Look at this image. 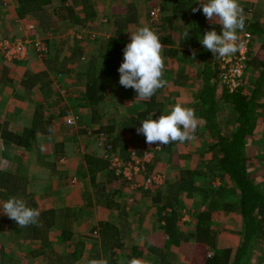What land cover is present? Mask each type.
I'll list each match as a JSON object with an SVG mask.
<instances>
[{
  "label": "crops",
  "instance_id": "obj_1",
  "mask_svg": "<svg viewBox=\"0 0 264 264\" xmlns=\"http://www.w3.org/2000/svg\"><path fill=\"white\" fill-rule=\"evenodd\" d=\"M119 1L123 0H115V2ZM168 1L173 6L178 0ZM89 2L91 6L90 9L96 15L88 19L83 11L84 8L81 0H47L41 5V7H35L24 15H21L18 12V9L22 5L20 0H0V39L8 38L10 40H17L25 35H29L33 38L35 34H39L45 40L48 47V51L44 55L38 54L34 49H32L30 56L21 60H7L0 52V158H2L0 171L7 172L12 175L16 174L18 177L25 179L26 184L24 183L21 187L26 188L25 194H29L35 199L36 209H39V211L45 209H56L58 211V226L53 228L51 236L52 233L58 231L59 235L61 226L66 223L69 218H72V220L76 218L75 210H77L78 214L81 208H88L89 205L95 206V204H93L95 201V193L92 192L91 188L99 183L97 180H94L97 172L94 173L93 176L90 175L92 179L88 185L87 182L74 184L69 182V179L73 175H76V170L84 171L85 169H88V167H82L86 163L84 161L89 162V168L94 170V165L101 159V152H98L97 154L93 152L89 153L92 149L91 147L94 149L96 145L95 135L99 133L100 130L108 132L113 143L114 137L104 127V124H107L105 121L108 119L105 113L107 106L111 104L115 111L120 113L122 116V118L119 117L118 119L122 120L125 117L137 116L141 113H145L148 109L147 103L151 101L150 99L141 100L133 97L123 102H119L116 97V88L114 84L104 80L101 77V72L98 71L96 73V77L99 78L98 82L100 86H102L101 93L103 94V97L97 107L91 106L88 102L86 97L88 88V78L85 74L87 72L86 65L92 57V54L89 53H94L95 50H97L96 47L93 51H91L94 46L91 48L87 46L90 41L88 32L93 30L91 27L99 30L106 28L108 18L111 19L114 14L111 12L107 15L106 12L103 13L100 10V7H106L110 3V0H89ZM130 5L135 7L139 22H142L140 7L136 3H131V0H128V2H126L125 13L122 14V16H116L117 19L114 18L116 20L111 21L112 25L109 27V34L104 32L106 38L115 32L116 21L126 19L128 13L127 11L130 8ZM115 7L116 6L110 7V9ZM18 20L21 21L22 26H25L26 23L33 22L35 24V29L32 31H25V29L21 30ZM105 20L107 21L105 22ZM208 23L210 22L208 21ZM210 24L218 27L219 33L221 32L222 29L219 24ZM176 28L170 25L168 35H170V37L178 43L180 32ZM51 30L54 31L53 36H49V32ZM98 35L101 36L99 33ZM13 36L17 38L14 39L12 38ZM256 38L257 41L255 42V40H252L251 43V46H253L254 42L255 45H257L254 55L258 58H263L264 49L262 48V43L264 41V34L259 33V36H256ZM190 55L191 54H185L182 48L174 51V53L173 51L164 50L163 48L162 57L165 64L163 79H165L167 83L163 88L158 89L153 95V107L151 112H149H154L153 119H156L165 107H171L176 102H180L186 107L193 108L196 114V101L201 89L203 65L200 60H193ZM98 58L100 57L98 56ZM85 60L86 62H84ZM78 65L81 66L82 71L80 72L82 73H77ZM99 67L100 62L98 60L95 63V68ZM247 71L248 68L246 70V74ZM75 72L77 74L76 78L73 76ZM223 90L224 88L220 84L219 76V83L217 84L218 98L223 93ZM48 97H52L55 101L47 99ZM63 110H67V112L63 114ZM149 113L145 115L143 119L147 118ZM67 116H74L77 119L78 124L75 126H69L65 120ZM197 118L198 126L193 134V139L198 137V135H196L197 130L200 131L198 133L201 134V138L205 139V134L201 130V119L198 116ZM39 120H42L44 125L41 126V128H38L35 134V140L32 142L31 147L18 146L12 142L4 140V137L2 136L4 129L20 134L24 131V129L32 128L35 122ZM261 121H264V115H261L256 121H253V124L250 127L249 139L251 144L254 139H256L255 143L259 142L264 146V143L262 142V140H264V125L262 128L260 127ZM50 126L53 129L51 132H49ZM88 134H90L93 138V143L91 144L92 146L86 144L84 141V137H87ZM124 137L125 135L121 138ZM127 138H129V136H127ZM193 139L187 141L193 143L195 142ZM79 142H83L80 143L82 150L84 149L83 157L79 155L78 149L76 148V144ZM168 147L171 148V145H163L164 150H161L156 154V158L150 167L154 168V166H157L156 164L158 163L159 154L162 152L166 154ZM186 148L189 150L178 151L179 155H177L179 157L175 156V151L171 153V155H174L171 156V160L176 157L173 161L181 162L180 165L182 168H180V170L186 167L190 169L201 167L207 170L209 169V164L211 162L215 163L221 154L219 150L206 151V149H204L201 152H196L189 146L188 143ZM54 152L55 155H52ZM199 154L200 160L197 159ZM168 155H170V153H168ZM62 157L65 158L64 162L60 160ZM46 160L47 162L43 165V162ZM183 162L185 166H183ZM42 165L49 168L45 171V175L44 171L40 170ZM52 168L55 169V171L52 170ZM107 170H109L108 167ZM42 175L48 178L50 182L54 183V187L49 188L51 189L50 192H46V190L40 188V179ZM61 175L62 177L60 178ZM63 178L67 183L62 180ZM103 186L105 185L102 184V187ZM13 188L14 186L10 189V192L12 193L14 192ZM159 188L162 189L164 186H155L149 190L136 191L138 194H141L142 200L140 205V199L138 197V199L135 198V201L138 202L136 212L139 217H143V214H146V216L149 214L148 212L151 211V208H148L146 201L149 200L151 203H156L154 197ZM104 189H106V193L111 191V189L106 186ZM7 192L9 191H0V198L4 201L8 199L6 198ZM91 198L93 203L91 202ZM185 198L188 197L186 196ZM1 199L0 206H2L3 203ZM112 199L113 197L111 196L109 203H103L106 211H104L103 214L100 213V217L95 223L96 227H99V225L105 221H110L118 227L124 228L125 225L128 229H130V232L127 230L124 232L127 244L130 239L135 241V236L140 234L138 233L139 231H137L136 235H133V228L142 226L143 229L146 224H140V219H131L130 212L132 209L129 208V206L126 207L125 213L120 214L121 217H118V214L114 213V210L117 208L111 209V206L115 204L114 202H111ZM189 199L195 200L198 208L201 207L198 199ZM165 200L166 194L163 193V201ZM228 200L233 202L232 204L235 203L229 196ZM116 206L119 205L116 204ZM113 207L115 206L113 205ZM141 207L142 209H140ZM64 211L71 212V214H69L70 216L68 215L69 217L65 218V220L63 217ZM234 211L237 212V210ZM234 211L226 213V215L222 218H232ZM238 217L240 218V212L237 214V218ZM157 218L158 225L154 227V230H148V237L146 238L147 243L144 244L143 242H136V244L143 250L138 259L146 262V264H161L160 256L149 249L152 246L160 248L164 244L163 230L160 229L159 211ZM10 221V218L4 214L2 210H0V227L2 229L6 228L5 230L8 234L14 233L16 230L21 231V228L11 226L9 224ZM161 223H163V220ZM213 226L217 229L214 224ZM195 228L196 226L189 231H195ZM71 229L73 230L75 237L76 230L75 228L73 229L72 226ZM182 229L187 231L185 228ZM78 231L81 232L80 228H78ZM227 234V230L223 229L219 238L220 247H231L233 245L237 246L240 243L241 237L238 242H233L231 238L226 239ZM262 234L264 235V233H261L260 235ZM260 235L256 239L255 246L260 240ZM57 238V236L55 239L51 237L53 241H56ZM78 240L84 242L82 238ZM27 241L31 242L30 246L22 247L25 250L27 249L25 252H28L26 254V260L29 261L30 258H32L36 260L38 264H44L41 261L43 260L45 261V264H47L48 259L44 256L38 255L33 257L29 254V251L37 246L38 240L27 239ZM0 247L1 253L3 248H7L6 242L3 241L0 244ZM85 248V250L89 248L87 244ZM112 250L116 254L121 253V251L116 248ZM196 250L202 257L205 250L193 240L189 242L183 241L179 245H173L168 249V263L193 264L192 257ZM255 251L256 248L254 247V253H256ZM5 252L12 253L11 251H8V249H5ZM92 255L93 252L91 249L90 254H87V251H84L82 258L74 264H87ZM15 256L18 257L17 255ZM121 261L124 262V259L121 258ZM20 262L21 264H24L21 260Z\"/></svg>",
  "mask_w": 264,
  "mask_h": 264
},
{
  "label": "trees",
  "instance_id": "obj_2",
  "mask_svg": "<svg viewBox=\"0 0 264 264\" xmlns=\"http://www.w3.org/2000/svg\"><path fill=\"white\" fill-rule=\"evenodd\" d=\"M46 1L20 0L22 5L18 12L24 15L35 7H41ZM81 1L86 18L89 19L95 16L96 14L90 9L89 0ZM193 7H198L196 0H178L173 6L167 7L168 13L159 24H155L156 33L164 50H170L174 53V51L179 50L180 46L185 54H190L195 50V58L202 60V80L196 101V116L201 119V130L205 134L207 142L206 151L219 150L221 154L215 163L211 162L209 164V169L205 170L201 167L183 168L176 180L157 190L154 199L159 204V222L160 229L163 230L164 244L160 248L152 246L149 249L160 256L161 264H169L168 249L173 245H179L183 241L193 240L205 250L202 257L197 250L194 252L193 264H252L256 239L261 233H264V189L262 184H258L248 172L251 159L248 151V140L253 121H256L264 113V56L263 58L255 56L251 51L252 46H250L248 69L257 73L254 85L248 91L243 87L233 93L223 90L218 98L219 63L214 54L205 49L198 39L203 36L205 31L212 28L216 29V26L208 23L202 8L194 13L192 11ZM127 12L126 19L116 21L115 32L105 38L98 47L99 57L101 58L100 67L95 68L97 59L95 56H92L88 64L85 73L88 78L86 97L93 107H97L103 97L101 93L102 86L98 82L99 78L96 77L98 71L101 72V77L104 80L114 84L119 102L137 96L132 88H125L119 83L118 68L123 60V48L128 43V32L140 23L135 7L130 5ZM170 25L177 27L180 32L178 43L168 35ZM186 28L190 29V35L184 39L183 33ZM244 29L252 34L257 31L264 34V25L260 24L258 20L245 18ZM262 48L264 49V41ZM47 99H52V97ZM153 99L152 96L151 101L147 103L148 112L125 118L127 124L133 125L131 128L137 127L144 116L151 112ZM52 100L55 101V99ZM221 109L225 110L229 126L235 127V131L226 133L221 128L219 114ZM66 112L67 110H63L62 113ZM43 125L42 120L36 121L32 128L24 129L20 134L4 129L2 136L5 141L18 146L31 147L38 128ZM105 129L110 134L116 132V126L114 125ZM113 137L114 146L120 148L122 154L127 157L129 153L128 146L122 143L124 141L128 142L127 137L121 138V141L118 137ZM168 149L171 148L168 147ZM101 159L97 161L94 167L92 166L93 169L106 170L107 173L115 176L107 170L108 162ZM218 178H228L232 181L238 194L237 204H232L233 202L228 200L229 188L224 183L218 185L214 183ZM24 183L26 184L24 178L0 171V191L8 190L10 192L11 187L14 186L13 193L7 192V195L5 193L6 198L11 196L22 198L28 206L36 209L35 199L31 195L25 194L26 188L21 187ZM164 192H166L165 201H163ZM181 196L200 201L199 205L201 207L197 208L195 213L192 211L190 215L192 216L190 222L196 226L195 231H184L182 229L183 222L181 218L185 203ZM236 209L240 212L242 223L241 241L235 248L220 247L219 233L213 228L212 222L221 219L226 213ZM37 210L39 211V209ZM164 210L168 212L162 216ZM39 212V226L29 225L21 228L12 219L9 222L11 226L21 228L24 238L38 240L37 246L31 249L29 254L33 257L44 256L48 259L47 264H74L80 260L86 249V242L74 237L70 223L67 224L66 222L61 226L57 240L53 241L51 231L58 226V211L56 209H45ZM66 213L63 215L64 219L68 218L69 214ZM162 220L163 223H161ZM122 228L110 221L102 222L99 225L98 240L93 242L90 248L93 252L90 259H107L109 264H128V261L133 257H140L143 250L136 243L127 244L124 232L129 231V229L125 225ZM56 245H61L64 251L58 252ZM114 248L120 250L121 253L116 254L112 250ZM121 258L124 259V262L121 261ZM20 260V258H15L12 253L5 251L0 253V264H21Z\"/></svg>",
  "mask_w": 264,
  "mask_h": 264
},
{
  "label": "rangeland",
  "instance_id": "obj_3",
  "mask_svg": "<svg viewBox=\"0 0 264 264\" xmlns=\"http://www.w3.org/2000/svg\"><path fill=\"white\" fill-rule=\"evenodd\" d=\"M239 1H240L241 7L244 10L245 18L250 19V20L251 19L258 20L260 22V24L264 25V0H239ZM126 2H128V0H123V1H119V2H115V0H110V3L106 6L108 8L104 7V8H106V9H104V8L100 7V10L103 13L106 12L108 15L109 13L113 12L114 14H113L111 19L108 18V23H107L106 28L99 30L97 28L91 27V29H93V30L88 32L89 33L88 37L90 38V41L88 42L87 46H89V48L94 46L91 51H93L94 48L97 47V50H95L94 53H89V54H92L91 56L97 55V56H95L97 58L96 61L99 60L100 64H101V58H98V56H99L98 47H99L100 43L106 38V35L104 32L109 34V32H110L109 27L112 25L111 21L116 20L117 19L116 16H122V14L125 13ZM131 3H133V4L136 3L140 7V16L142 19V22L136 24L134 26V28H132L131 31H134L136 28L141 27V26H145V25L150 26L152 29L157 31L156 25L161 22L163 16H165V13L166 14L168 13L166 8L172 6L168 0H131ZM113 6H116V7L113 9H110V7H113ZM155 7L160 8V17L158 20H153L151 17V13H150L151 10ZM111 10H113V11H111ZM114 18H116V19H114ZM106 21L107 20H105V22ZM215 30L219 33L218 27H216ZM243 31H246V30L244 29ZM243 31H238V34L242 33ZM98 33L101 36H99ZM259 33H262V32L257 31L256 33L253 34V41L254 40H255V42L257 41L256 36H259ZM49 34H50L49 36H51V35L53 36L54 31L51 30L49 32ZM12 38L15 39L17 37L13 36ZM128 42H129V39H128ZM255 42H254L253 46L251 47L253 53L255 52V49L257 47V45H255ZM179 48L181 49L180 46H179ZM190 54H191L190 56H192V53H190ZM87 58H88V56H87ZM87 58H86V60H87ZM90 59H92V57ZM195 59H197V58H195ZM86 60L84 62H86ZM90 61H88V64L90 63ZM200 62L203 65L202 60H200ZM88 64L86 65V67H88ZM77 69H78L77 73L78 72L82 73V72H80V71H82V68L80 65H78ZM73 76L76 78V76H77L76 72L73 74ZM200 76H199V78H200ZM255 80H256V72L251 70V69H248L247 74L244 76L243 88L246 91H248L254 85ZM105 113H106V116L108 119H107V121H105V123L107 122V124H104V127L107 128L108 126H111V125L116 126V132L112 133L113 134L112 136H115L118 138L120 137L119 138L120 141H121V137H123V135H125L126 137L129 136V138H127L128 142L127 141L122 142L123 144H127L128 150L131 148L143 149L149 145L146 143L145 136L143 134L137 133L136 127L131 128L133 125L127 124V121H125L126 117L123 118L122 120L118 119L119 117L122 118V116L120 115V113L115 111V109L113 108V106H111V104H109L107 106ZM219 114H220L221 128L226 133H229V131H235V127L229 126V120L227 119V115H226L225 110L221 109L219 111ZM262 115H264V113ZM140 123H139V125H140ZM263 125H264V121H261L260 127L262 128ZM126 128H127V130H125ZM198 132H200V131L197 130V133ZM197 133H196V135H198V137L193 139L195 142L190 143L187 140L186 141L189 144V146L191 148H193L196 152H201L205 149L207 142H206V138L202 139L201 134H199V133L197 134ZM90 136L91 135L88 134L87 137H84V139H85L84 141L88 145H91L93 143V140H92L93 138H92V136L91 137ZM186 141H184V142H178L177 141V142H174L172 144H169V145H171V149H169V150L167 149L166 154H164L163 152L161 154H159L158 163L156 164L157 166H154V168L151 167V170H153V169L158 170L166 176V184L164 187H166L169 184V182H173L174 180H176L177 177L179 176V172L181 171L180 168H182V166L180 165L181 162L173 161L174 158H176V157H174L171 160V156H174V155H171V153L175 151L176 152L175 156H178L179 150H181V151L189 150L186 148L187 147ZM255 141H256V139H254L253 143L251 144L250 139L248 140V146H249L248 151H249V155L251 156L248 172L250 173L252 178L256 182H258V184H262V187L264 189V146L262 144H260L259 142L255 143ZM262 142L264 143V140H262ZM80 143H83V142H79L78 144H76V148L78 149L79 155L83 157L84 156V154H83L84 149L82 150ZM254 143H255V145H254ZM48 147H49V144H48ZM79 147H80V150H79ZM95 147H96V149H95ZM95 147H94V149H93V147H91L92 149L89 153L93 152V153L97 154L98 152L99 153L101 152V150L99 149V147L97 145H95ZM168 153H170V155H168ZM182 153H184V152H182ZM52 155H55V152L52 153ZM85 155H86V153H85ZM197 159L200 160V154L197 157ZM1 162H2V158H0V166L2 165ZM46 162H47V160L43 162V165H45ZM84 162H86L84 164V166H82V165L81 166L82 167H88V169H85L84 171L76 170V172H75L76 175H73V176H76L77 180L74 184H77L80 182H82V183L87 182V185H88L92 179L90 177V175L93 176V174L97 172L94 180H97L99 183H97L93 188H91L92 192L95 193V196H94L95 201L93 203L92 198H91V202L93 204H95V206L89 205L88 208L87 207L81 208L80 211L78 212V214H77V210H75L76 211V213H75L76 218L74 220H72V218H69L67 221V224L70 223V226H72L73 229L75 228V230H76L75 238H78V239L82 238V240H84V242H86V244L89 247L87 250H85V251H87V254H90V248H91V245L93 244V242L98 240L97 238L99 235V227L97 226L98 227L97 228L95 223H96V220L100 217V213L103 214V212L106 211L104 206H103V203H105V202L109 203L111 196L113 197L111 202L115 203V204H113L115 207H113V205H112L111 209L117 208L116 210H114V213L118 214V217H121L120 214L125 213L126 207L129 206V208L132 209V211L130 212L131 213L130 214L131 219H133V220L140 219V222H139L140 224L141 223L146 224L145 227H143V229H142V226H140L138 228H133L132 234L136 235V232L139 231L138 233L140 235H138L139 237L135 236V241L133 239H130L131 242L128 241L129 245L136 243V242H143L144 244H146L147 243L146 238L148 237L147 236L148 230L152 231V230H154V227L158 225V221H157L158 218L157 217H158V211H159V204L151 203L149 200L146 201V205L148 206L149 209L151 208V211L148 212L149 214L147 216H146V214H143L142 215L143 217H139V215L136 212L138 202L135 201V198L140 199V201L139 200L138 201L140 202V205H141V203H142L141 202L142 201L141 200V194H138L136 191H134V189H131L130 186H128V184H126L120 178H115V176L105 172L104 170H100V169L92 170L88 166V165H90V163L87 161H84ZM43 165L41 166L40 170L44 171V175H45L46 174L45 171L48 170L49 168H46V166H43ZM183 166H185L184 162H183ZM52 170L55 171V169H53V168H52ZM99 170H100V172H99ZM73 176L69 179V182H71V183H72ZM61 177H62V175L60 176V178ZM40 180H41L40 188H43V190H46V192H50L51 189H49V188L54 187V183L50 182L49 179L46 178L45 176L42 175ZM62 180L65 183H67L64 178ZM214 183H216V185H218L220 183H224L225 186L227 188H229L228 196L235 202V204H237L238 194L236 193V190L234 189V185H233L232 181H230L228 178H226V179L225 178H221V179L218 178L215 180ZM102 184H104L106 187L111 189V191L106 193V191H105L106 189H104L105 186L102 187ZM164 193H166V192H164ZM181 199L185 203L184 209L182 210V215H184V216H185V214L191 215L192 211H194V213L197 211L198 206H197V202L195 200L185 198L183 196L181 197ZM1 200L3 202H5L3 199H1ZM0 203H1V201H0ZM116 204L119 206H116ZM90 207H92V208H90ZM93 207H96V208H93ZM140 209H142V207ZM236 210H237V212L236 211L233 212L232 218H221V219H216L212 222V225L214 224L217 227V229H216L213 226V228L219 233V238H220V234L223 232V229L227 230V233H228L226 235V239L231 238V240H233V242H238L239 238L242 237V223H241V219L239 217L237 218V214L239 213V210L238 209H236ZM167 212H168L167 210H164L162 212V216H164L165 213H167ZM64 213H65V211H64ZM66 214H71V212H67ZM128 219H129V216H128ZM191 219H192V216L189 217V220H185L184 221L185 223H183L182 228H185V230H187V231H189L190 229H193V227L195 225L192 222H190ZM231 227H233V228H231ZM78 228H80L81 232L78 231ZM5 229H2L0 227V244L3 241L6 242L7 248H5V249L6 250L8 249V251H11L12 254H14L15 258H20L24 264H30V263L31 264H33V263L38 264V262L32 258H30V260H29L30 262L28 260H26V254L28 252H25L27 249L25 250L22 247H24V246L29 247L31 242L27 241V238L24 239V237L22 236V232L20 230H16L14 233L8 234ZM57 229H59V228H57ZM96 230L98 232L97 234L95 233ZM129 232H130V229H129ZM58 233H59V231L52 233L51 237L55 239L56 236H58ZM259 238H260V240L257 242V244L255 246V248H256L255 252L256 253H254V258H253L252 264H264V235L263 234L260 235ZM55 247H56V250L58 252L64 251V248L61 245H56ZM235 247H237V246L233 245L230 248H235ZM0 249H1V247H0ZM3 249H2V251H5V249L4 250ZM186 253H187V251H186ZM15 255H17L18 257H16ZM44 260H45V258H44ZM41 261H42V263L45 264V261H43V260H41Z\"/></svg>",
  "mask_w": 264,
  "mask_h": 264
},
{
  "label": "clouds",
  "instance_id": "obj_4",
  "mask_svg": "<svg viewBox=\"0 0 264 264\" xmlns=\"http://www.w3.org/2000/svg\"><path fill=\"white\" fill-rule=\"evenodd\" d=\"M198 7H193L195 13L202 12L210 23L219 24L221 32L215 28L204 32L199 41L202 46L210 50L215 57L234 55L242 47L239 43L238 31L245 28V15L239 0H196ZM128 42L123 48V60L118 68L119 83L125 88H132L137 96L135 99L148 100L158 89L163 88L167 81L163 79L165 67L162 57L163 45L154 29L150 26H141L130 31ZM190 35V29H185L184 39ZM196 51H192L191 58L195 60ZM154 112L141 120L136 131L143 134L146 143L157 146L169 145L174 142H184L193 139L198 126L195 110L176 102L171 107H165L162 113L153 119ZM71 123V121H69ZM53 131L49 127V132ZM0 210L21 228L29 225L39 226L40 212L27 205V202L16 196L9 197ZM87 264H109L107 259H89ZM128 264H146L133 257Z\"/></svg>",
  "mask_w": 264,
  "mask_h": 264
},
{
  "label": "built area",
  "instance_id": "obj_5",
  "mask_svg": "<svg viewBox=\"0 0 264 264\" xmlns=\"http://www.w3.org/2000/svg\"><path fill=\"white\" fill-rule=\"evenodd\" d=\"M150 13L153 20H158L160 8L155 7ZM18 22L21 30L32 31L35 29L33 22L26 23L25 26L21 25L20 20ZM238 35L240 37L239 43L242 44L239 51L227 57H216L220 69V84L229 93H233L244 86V76L248 68L249 51L253 40V34L247 30ZM32 49L41 55L46 54L48 51L45 40L39 34H35L33 38L25 35L17 40L0 39V52L7 60L26 59ZM65 120L69 126L78 124L74 116H67ZM95 141L101 150V158L108 162V169L116 177L125 181L134 191L149 190L155 186H165L166 176L158 170H151L150 167L156 158V154L163 150V145L152 144L143 149L131 148L129 149V154L125 157L120 148L114 146L108 132L100 130L95 135ZM60 160L64 162L65 158L62 157ZM76 180V176H73L72 183H75ZM189 217V214L183 215L181 218L182 222L185 223L184 221L189 220ZM95 233H98L97 230Z\"/></svg>",
  "mask_w": 264,
  "mask_h": 264
}]
</instances>
